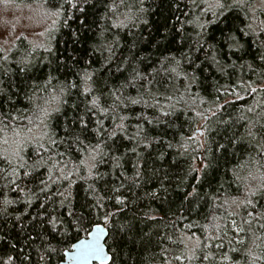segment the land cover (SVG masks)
<instances>
[{
	"label": "trees",
	"instance_id": "1",
	"mask_svg": "<svg viewBox=\"0 0 264 264\" xmlns=\"http://www.w3.org/2000/svg\"><path fill=\"white\" fill-rule=\"evenodd\" d=\"M262 1L247 0L242 8L224 0L228 7L219 15L212 0H15L39 3L58 15L44 43L22 36L9 49L0 46L6 49L0 57H8L0 60V68L7 69L6 75L0 73V111L25 106V94L52 76L53 85H78L53 114L57 140L80 134L87 137L85 144H95L91 129L101 120L117 135L101 134L106 155L97 164L100 175H73L70 203L62 204L63 197L56 195L68 188L63 181L47 194L39 190L40 182H47L45 168L25 169L32 174H19L11 184L0 179V264H59L76 236L91 229L89 221L111 230L109 264H251L245 249L253 247V233L260 237L255 251L261 254L264 229L258 223L264 219L257 214L264 212V192L249 197L253 205H241L248 192L233 172L249 156H258L264 136ZM49 46L52 51H45ZM21 58L29 61L28 71L19 70ZM132 67L151 73L152 83L128 84ZM170 68L176 72H167ZM85 72L92 76L91 92L84 91ZM117 96L123 103L113 111ZM81 118L88 126L83 134ZM121 123L123 130L116 128ZM252 125L255 141L246 135ZM55 151L65 152L73 163L79 155L70 143ZM261 179L257 172L251 186L258 188ZM249 212L256 217L251 231L245 224L252 219ZM81 216L82 225L76 223ZM233 220L245 231L237 232ZM206 254L209 260L202 259Z\"/></svg>",
	"mask_w": 264,
	"mask_h": 264
},
{
	"label": "snow or ice",
	"instance_id": "2",
	"mask_svg": "<svg viewBox=\"0 0 264 264\" xmlns=\"http://www.w3.org/2000/svg\"><path fill=\"white\" fill-rule=\"evenodd\" d=\"M193 4H195V0H192ZM0 3L3 4L4 10L6 11L9 7H11L15 0H0ZM212 4L220 10L219 15H223L224 11L228 7L224 0H212ZM199 7V5H196ZM233 7H248L247 0H233ZM16 7H19L17 4ZM30 7V6H29ZM143 9H141L142 11ZM46 17H51L58 15V12L45 13ZM213 15H217V13H213ZM31 20L32 17L30 16ZM198 20V18H197ZM188 23H193L194 21H187ZM56 21L52 20V24L55 25ZM123 23V22H121ZM147 23V21H145ZM6 25V23H5ZM202 29L204 25H199ZM248 29L250 31H254L252 29V25L249 24ZM7 28L5 27L3 31H0V38H3L7 34ZM15 31V29H13ZM262 34H264V30H262ZM43 35V33H41ZM198 35H200L198 33ZM23 36V31L20 32V35L15 36V39H20ZM27 39V37H24ZM230 39L236 41L235 36H230ZM199 42V41H198ZM206 43V41H205ZM39 47H44V45H39ZM212 47L211 45L209 46ZM237 47L240 45L237 43ZM110 50V49H109ZM6 51V49L0 48V52ZM45 51L51 52L52 49L49 46L45 48ZM8 57L6 55L0 57V60L6 61ZM165 59H168L167 57ZM174 59V57L172 58ZM260 60L264 61V55L259 57ZM215 60V57H213ZM18 63L22 64L19 70L21 72H25L29 70V61L26 58H21ZM179 65V61L176 62ZM119 70V69H118ZM156 70L153 69V72ZM167 72H176V68L166 69ZM0 73L7 74V69L0 68ZM149 74H145L141 72L136 67L131 68V72L129 73L130 78L127 83L132 84L135 87V82L140 81L141 87H144L143 82L147 81L149 84L152 83L151 80L148 79ZM55 78L52 76H48V78L44 81V85L42 87H33L30 90L31 94H25L24 99L27 101L25 106H21L20 108H14V110L9 111L8 113H4L0 111V164L4 165V167L0 168V179L8 180V183H15L16 179L20 178L19 174H22L24 177L30 176L31 171H26L25 169H31L35 171L40 168L47 169V182L41 181L39 190L47 194V191L50 190V186H55L60 184L63 181L68 185V188L65 189L64 192H56L57 196L63 197L61 203L69 202L68 197L71 195L70 187L72 181V177L75 174H79L82 171H86V176H80V179H88L93 176L100 175L97 169V164L103 162V157L106 155L102 149V142L104 137L101 135L102 133L107 135L108 139H112L117 135L116 131L109 132L106 128L103 127V121L97 122V127L91 129V133L93 134L92 138L97 140L98 142L92 144L89 142L85 144V139H81L80 134H75V139L71 141H65L63 138L57 140L55 137L57 136V132L53 127L51 121L53 119V114L58 113L60 111V102H62L63 96L66 92L71 88H76L78 85L76 83H72L70 81L57 82L53 85V80ZM83 82L87 85L84 88L85 92H91V82L92 76L85 72L83 76ZM3 82L0 81V84ZM126 84H122L121 87H125ZM257 89L253 88L252 92H256ZM4 93V89L0 87V99H2ZM11 97H9V101H11ZM53 102H57L56 107H52ZM128 102L132 104L140 103V100L128 98ZM123 103V100L119 96L116 97V101L113 104L112 110L115 111L116 108L119 107V104ZM93 108H97V100L94 98L91 101ZM100 112H107L108 109H99ZM251 111V109H249ZM167 115V114H166ZM116 117H113L115 120ZM121 121L125 119V117H119ZM81 125V134L88 131L87 122L80 119ZM123 124L116 125V128L119 130H123ZM255 125H252L247 132L246 135L251 140H257L258 133L254 132L252 129ZM65 143L74 144L76 146V152L79 154L77 156L76 162H72L71 156L68 159H65V152L55 151V149ZM66 151H70V149H66ZM257 157L249 156L247 159L242 161L237 169L234 170L233 174L236 180L240 181L246 188L248 192V196L245 197L243 201L240 202L241 205L247 207L249 205H253V200L249 197H255L258 192H264V136H260V142L257 144ZM85 153L87 156L85 157ZM71 163V170H69V164ZM207 167V165H205ZM259 172L262 179L260 180L259 187L254 188L251 185L256 181V173ZM55 177V179H53ZM63 187V184H60ZM19 190V186H18ZM91 190V186H90ZM119 199V198H118ZM5 204L12 203V201L5 200ZM227 203V201H225ZM236 203V201H233ZM95 207H100L99 201ZM69 215H75V213H69ZM260 219H264V212L257 214ZM248 216L252 219L245 221V224L248 225L249 231L252 228V222L256 217L253 216V212H249ZM216 217H213L215 220ZM105 224L109 221V216H104ZM51 222V221H50ZM84 217L81 216L77 219V224H83ZM92 227L90 230H85V234L83 237L79 236V234L75 238V242L71 245V251L67 253L76 264H109L111 260V256L108 254L106 249L111 250V246L108 244V238L112 235L111 230H107L100 223H92ZM75 226V225H73ZM233 228H236L237 232H244L245 229L243 227H237L235 220L232 221ZM190 227V226H189ZM219 228V226H217ZM259 229H264V223H258ZM102 234H104L102 236ZM252 239V248L245 249V256L247 261H251V264H264V249H261V254H257L255 249L260 248L261 246L256 243L257 239L260 237H255L253 233ZM217 237H211L210 239H216ZM115 242V241H114ZM231 242V241H229ZM183 243V241H181ZM240 243H244L240 241ZM199 244V241H197ZM222 245H218L217 247H221ZM55 251V249H52ZM189 251L194 253L193 249H189ZM239 251V250H234ZM225 260L229 259V257L224 256ZM203 260H209V255H203ZM64 257H61V264H63Z\"/></svg>",
	"mask_w": 264,
	"mask_h": 264
},
{
	"label": "rangeland",
	"instance_id": "3",
	"mask_svg": "<svg viewBox=\"0 0 264 264\" xmlns=\"http://www.w3.org/2000/svg\"><path fill=\"white\" fill-rule=\"evenodd\" d=\"M16 5L17 3H14L5 11L3 4L0 3V31H3L5 27L8 30L6 36L0 38V46L9 49L17 40L15 36L20 35L21 31H23L24 37L34 43L41 44L49 40L50 29L53 26L52 20L56 21L57 15L50 18L46 17L44 14L51 12L39 3L18 4L19 7ZM258 5L264 6V1ZM30 16L32 17L31 20L29 19Z\"/></svg>",
	"mask_w": 264,
	"mask_h": 264
},
{
	"label": "water",
	"instance_id": "4",
	"mask_svg": "<svg viewBox=\"0 0 264 264\" xmlns=\"http://www.w3.org/2000/svg\"><path fill=\"white\" fill-rule=\"evenodd\" d=\"M102 226H104L105 228H106V231L108 230V228L105 226V225H103V224H101ZM104 234H102V236H103ZM69 251H71V249L70 250H67L66 252H65V257H64V260H63V264H76V262L75 261H73L69 256H67V253L69 252ZM106 251H108V254L111 256V259H112V255H111V253L109 252V250L108 249H106ZM111 262V260L109 261V263ZM59 264H61V262L59 263ZM97 264H99V262H97Z\"/></svg>",
	"mask_w": 264,
	"mask_h": 264
},
{
	"label": "bare ground",
	"instance_id": "5",
	"mask_svg": "<svg viewBox=\"0 0 264 264\" xmlns=\"http://www.w3.org/2000/svg\"><path fill=\"white\" fill-rule=\"evenodd\" d=\"M11 72V71H10Z\"/></svg>",
	"mask_w": 264,
	"mask_h": 264
}]
</instances>
